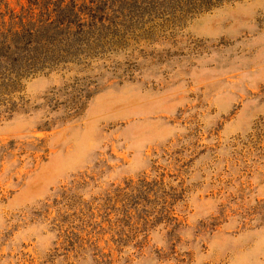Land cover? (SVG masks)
Listing matches in <instances>:
<instances>
[{
  "label": "rangeland",
  "instance_id": "rangeland-1",
  "mask_svg": "<svg viewBox=\"0 0 264 264\" xmlns=\"http://www.w3.org/2000/svg\"><path fill=\"white\" fill-rule=\"evenodd\" d=\"M113 1L0 119V264H264V0Z\"/></svg>",
  "mask_w": 264,
  "mask_h": 264
},
{
  "label": "trees",
  "instance_id": "trees-1",
  "mask_svg": "<svg viewBox=\"0 0 264 264\" xmlns=\"http://www.w3.org/2000/svg\"><path fill=\"white\" fill-rule=\"evenodd\" d=\"M109 1L112 4L107 7ZM234 1L240 0H141L130 5L138 11L154 9L175 15L209 10ZM25 3L19 11L9 9L5 3V12L0 13V119L17 109L15 95L21 93L22 82L29 77L60 66L86 64L97 42L94 37L106 27L105 18L99 13L126 9L113 0H25ZM110 26L117 25L108 23L109 29Z\"/></svg>",
  "mask_w": 264,
  "mask_h": 264
}]
</instances>
